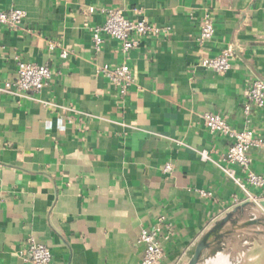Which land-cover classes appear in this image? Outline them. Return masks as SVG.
I'll return each instance as SVG.
<instances>
[{"label": "crops", "instance_id": "crops-1", "mask_svg": "<svg viewBox=\"0 0 264 264\" xmlns=\"http://www.w3.org/2000/svg\"><path fill=\"white\" fill-rule=\"evenodd\" d=\"M105 7L159 32L127 53L107 35L95 48L90 27ZM9 8L25 18L15 32L0 26V87L16 76L17 60L61 74L38 92L0 91V264H29L18 255L29 237L50 248V264H139L136 236L160 218V264H185L204 236L202 255L256 246L264 254V215L253 222V205L235 201L243 193L218 166L229 141L203 122L216 113L244 128V89L264 81V0H0ZM205 13L214 33L200 42ZM227 48L224 74L199 65ZM123 60L135 83L120 97L97 68ZM251 126L264 136V110L253 111ZM248 155L264 175V152Z\"/></svg>", "mask_w": 264, "mask_h": 264}, {"label": "built area", "instance_id": "built-area-1", "mask_svg": "<svg viewBox=\"0 0 264 264\" xmlns=\"http://www.w3.org/2000/svg\"><path fill=\"white\" fill-rule=\"evenodd\" d=\"M96 9L88 7L87 13H92ZM104 14L101 24L90 27L92 42L98 48L102 40V35H107L120 44L123 53L137 47L138 38L144 35H156L159 28L151 25L145 18H127L119 9L112 7L98 8ZM25 18V11L19 8L0 9V26L13 32L21 29ZM214 33L213 19L209 13H205L201 19L199 28L200 42H204L212 37ZM57 44L48 42L49 50H53ZM60 58L67 57V50L62 48L59 53ZM232 50L225 49L218 55L208 56L199 59L202 68L212 70L218 74H224L230 68V57ZM16 76L6 80L0 87V91L12 96H23L27 91H40L61 72L48 64L37 65L34 63L17 60ZM97 72L105 77L108 82L117 90V94L123 97L127 94L131 85L135 83L133 70L125 60L117 65L103 64L98 66ZM264 110V81L260 79L251 80L245 87L242 99V114L245 126L242 129L231 127L219 114H203V122L206 128L215 134L223 136L229 143L226 150L221 154L218 166L224 175L229 178L242 191L244 198L237 202H250L253 205L251 220L259 219L264 215V211L259 205V201L264 198V175L259 174L251 168V159L248 152L251 149H259L264 152V136L257 135L251 126V116L254 110ZM200 158L203 161L210 160L208 152L200 151ZM232 166H236L241 175L235 174ZM171 169L170 164L163 167L164 171ZM1 171V166H0ZM252 190H257L255 193ZM199 196L210 197L211 191L203 189L196 190ZM163 227V218H160L156 225L149 228H142L136 236V242L143 244L144 250L139 264H160L164 252L159 233ZM18 255L29 264H50L51 251L44 244L35 241L32 237L27 238L26 245L18 250ZM187 255L186 250L180 254V260Z\"/></svg>", "mask_w": 264, "mask_h": 264}, {"label": "rangeland", "instance_id": "rangeland-1", "mask_svg": "<svg viewBox=\"0 0 264 264\" xmlns=\"http://www.w3.org/2000/svg\"><path fill=\"white\" fill-rule=\"evenodd\" d=\"M258 252L259 247L256 246L247 254H228L223 251H221V253L214 252L213 254H208L207 256L206 254H203L202 259L198 264H213L212 261H214V259L218 256L229 258L228 262H231L230 264H264V254H257Z\"/></svg>", "mask_w": 264, "mask_h": 264}, {"label": "water", "instance_id": "water-1", "mask_svg": "<svg viewBox=\"0 0 264 264\" xmlns=\"http://www.w3.org/2000/svg\"><path fill=\"white\" fill-rule=\"evenodd\" d=\"M261 209L264 211V198L259 201ZM258 219L252 220L257 222ZM208 247L207 236L202 237L196 244L193 253L185 264H198L202 259L203 251Z\"/></svg>", "mask_w": 264, "mask_h": 264}, {"label": "bare ground", "instance_id": "bare-ground-1", "mask_svg": "<svg viewBox=\"0 0 264 264\" xmlns=\"http://www.w3.org/2000/svg\"><path fill=\"white\" fill-rule=\"evenodd\" d=\"M221 253V252H220ZM219 253V254H220ZM228 253V252H227ZM223 254V253H222ZM216 256V255H215ZM226 256V254H225ZM228 256V255H227ZM243 256V255H242ZM229 258H226V257H220L218 256L217 258L214 259V261H212L213 264H230L228 261ZM237 263V262H236Z\"/></svg>", "mask_w": 264, "mask_h": 264}]
</instances>
